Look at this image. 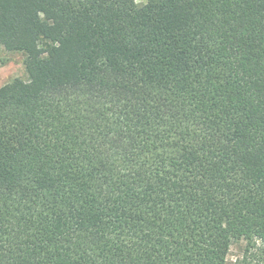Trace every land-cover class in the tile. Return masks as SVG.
Here are the masks:
<instances>
[{
    "label": "trees",
    "instance_id": "obj_1",
    "mask_svg": "<svg viewBox=\"0 0 264 264\" xmlns=\"http://www.w3.org/2000/svg\"><path fill=\"white\" fill-rule=\"evenodd\" d=\"M141 1L0 0V264H264V0Z\"/></svg>",
    "mask_w": 264,
    "mask_h": 264
},
{
    "label": "rangeland",
    "instance_id": "obj_2",
    "mask_svg": "<svg viewBox=\"0 0 264 264\" xmlns=\"http://www.w3.org/2000/svg\"><path fill=\"white\" fill-rule=\"evenodd\" d=\"M23 60L24 57L21 53L9 52L0 45V87L15 77H24ZM245 244V241H241L232 245L228 256L229 262H234L241 256Z\"/></svg>",
    "mask_w": 264,
    "mask_h": 264
}]
</instances>
